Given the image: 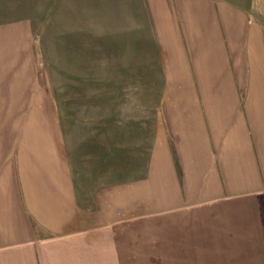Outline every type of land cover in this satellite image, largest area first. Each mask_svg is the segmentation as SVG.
<instances>
[{
  "label": "crops",
  "instance_id": "1",
  "mask_svg": "<svg viewBox=\"0 0 264 264\" xmlns=\"http://www.w3.org/2000/svg\"><path fill=\"white\" fill-rule=\"evenodd\" d=\"M146 8L178 71L168 73L166 103L146 112L153 119L138 157L122 142L107 153L101 114L98 145L69 147L51 100L55 121L20 129V117L38 116L20 108L29 60L1 48L0 115L18 117L25 134L0 135V264H123L138 251L140 223L163 230L171 246L186 245L178 232L188 230L198 246L203 237L226 249L246 238L264 259V0H146Z\"/></svg>",
  "mask_w": 264,
  "mask_h": 264
},
{
  "label": "rangeland",
  "instance_id": "2",
  "mask_svg": "<svg viewBox=\"0 0 264 264\" xmlns=\"http://www.w3.org/2000/svg\"><path fill=\"white\" fill-rule=\"evenodd\" d=\"M7 44L13 56L28 57L26 75L18 78L17 87L24 95L20 108L38 116L0 115V135L7 133L6 140H24L25 131L14 127L17 119L23 123L20 129L31 123L48 125L52 101L54 110L56 102L60 111L55 123L62 141L76 151L82 142L87 147L98 145L99 123L94 120L100 114L107 121V153L117 142L123 143L124 154L133 151L135 157L145 149L146 122L153 119L146 112L166 103L168 73L178 71L169 55L164 60L146 0H0V50L3 46L8 50ZM56 115L50 119L55 121ZM88 135L97 138L89 141ZM141 225L138 251L128 253L123 264H264L256 248H248L246 238H236L239 244L228 250L207 244V237L202 241L206 244L198 246L188 230L178 232L186 245L171 246L163 243V230L154 232Z\"/></svg>",
  "mask_w": 264,
  "mask_h": 264
}]
</instances>
